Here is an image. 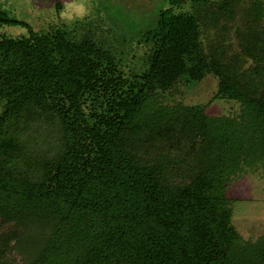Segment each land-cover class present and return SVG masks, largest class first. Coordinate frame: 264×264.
Here are the masks:
<instances>
[{"label": "trees", "instance_id": "1", "mask_svg": "<svg viewBox=\"0 0 264 264\" xmlns=\"http://www.w3.org/2000/svg\"><path fill=\"white\" fill-rule=\"evenodd\" d=\"M164 1L113 43L0 7V264H264L231 195L264 171V0ZM207 76L237 110L169 96Z\"/></svg>", "mask_w": 264, "mask_h": 264}, {"label": "rangeland", "instance_id": "2", "mask_svg": "<svg viewBox=\"0 0 264 264\" xmlns=\"http://www.w3.org/2000/svg\"><path fill=\"white\" fill-rule=\"evenodd\" d=\"M164 3V0H0V7L36 28L58 19L68 27L77 20L93 22L98 30L110 28V32H114L106 36L108 42L113 43L123 36L130 39V35H135L136 38ZM5 30L12 35L27 33V28L20 25H9ZM126 51V54L132 53ZM125 57L131 67L140 65L138 57L131 58L130 54ZM216 90V78L207 76L195 85L178 84L169 96L187 103H206L210 115L231 114L239 108L236 102L213 99ZM237 181L231 193L235 198L233 224L244 240L256 239L264 235V171L250 172Z\"/></svg>", "mask_w": 264, "mask_h": 264}]
</instances>
